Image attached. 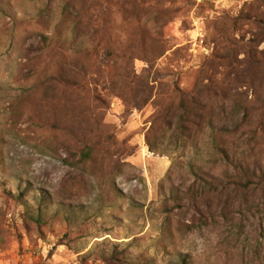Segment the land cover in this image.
<instances>
[{
  "label": "rangeland",
  "instance_id": "rangeland-1",
  "mask_svg": "<svg viewBox=\"0 0 264 264\" xmlns=\"http://www.w3.org/2000/svg\"><path fill=\"white\" fill-rule=\"evenodd\" d=\"M0 264H264V0H0Z\"/></svg>",
  "mask_w": 264,
  "mask_h": 264
},
{
  "label": "trees",
  "instance_id": "trees-1",
  "mask_svg": "<svg viewBox=\"0 0 264 264\" xmlns=\"http://www.w3.org/2000/svg\"><path fill=\"white\" fill-rule=\"evenodd\" d=\"M48 37L47 36H42V42L44 43V44H46L47 42H48ZM180 105L182 106V110H183V113L181 114V116L180 117H178V119H179V122H181V123H183V124H186L188 121H189V119L191 120V118H192V114H191V112H189L187 109H186V107H185V96H183L182 98H181V102H180ZM149 147H150V149L153 151V145H151V144H149ZM90 156V149H88V148H86V149H84V150H82V152H81V157H82V159H87L88 157ZM226 158H228V156L226 155ZM227 160H229V159H227ZM229 163V162H228ZM231 164V166L234 168V170H235V173H237L238 175H241V174H243V175H245V176H249V170L247 169V168H244L242 165H240V164H237V163H235V162H233V163H230ZM230 166V165H229ZM191 172L194 174V169L192 170L191 169ZM230 180H232V181H227L226 183H222V186H224L222 189L224 190V191H226V192H230V191H228V189L229 188H231V187H237L238 186V182L237 181H235L233 178H229ZM8 195V194H7ZM8 197L10 198V199H13V200H15V201H18V202H20L21 204H22V206H24V208L25 209H29L28 207V205L26 204V203H23L22 202V199H24V197L22 196V195H19V196H17V197H12L10 194L8 195ZM49 196L45 193L44 195H42L41 196V200L40 201H42V203L44 202V204L46 203L47 204V202H48V200L50 199V198H48ZM48 206V205H47ZM68 209H71L68 205H66V203H63V202H60V203H57V215H60V214H67L66 212H67V210ZM39 218H42V216H39Z\"/></svg>",
  "mask_w": 264,
  "mask_h": 264
}]
</instances>
